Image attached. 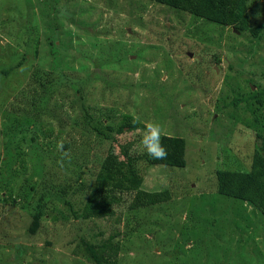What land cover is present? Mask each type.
<instances>
[{"label":"rangeland","instance_id":"rangeland-1","mask_svg":"<svg viewBox=\"0 0 264 264\" xmlns=\"http://www.w3.org/2000/svg\"><path fill=\"white\" fill-rule=\"evenodd\" d=\"M18 7L19 0H0V63L9 62L7 70L14 64L5 35L14 34ZM53 7L60 41L67 34L72 41L75 68L63 73L74 85L58 86L46 110L31 107L40 90L20 78L22 70L0 78V264H94L83 244L116 234L113 242L121 244L126 229L142 233L136 230L128 259L120 254L117 264H264V216L218 194L214 174L247 170L253 130L264 133V0L250 6L249 23L262 28L256 38L154 0H58ZM26 55L32 67L51 62L46 53ZM34 109L36 129L26 118ZM128 116L143 128L107 139L95 132ZM149 121L163 126L162 135L185 140L184 168L136 164L146 193L167 194L145 207L123 195L112 217L75 220L55 191L68 188L80 210L109 152L146 153ZM42 192L44 217L30 235Z\"/></svg>","mask_w":264,"mask_h":264},{"label":"trees","instance_id":"trees-1","mask_svg":"<svg viewBox=\"0 0 264 264\" xmlns=\"http://www.w3.org/2000/svg\"><path fill=\"white\" fill-rule=\"evenodd\" d=\"M154 1L176 12L181 11L191 14L193 17L209 24L234 28L240 32L246 31L253 38L258 37L262 30L260 25L251 26L249 23V17H251L252 13L250 9L252 0ZM57 3L58 0H19L16 22L14 20V34H11L12 30L10 31L9 29L5 35L10 40L5 48L9 52L8 58L14 64L11 70H22L23 75L20 78H29L30 83H35V87L40 90L39 99L38 96L37 98L35 97L31 102V107L40 104L41 109L46 110H48L47 105L54 101L52 93L54 94L57 91L58 86L69 85L71 87L74 85L73 79L63 73L65 69L73 71L75 67L74 65L70 66V64H74L76 57L71 53L73 45L69 35L67 34L66 41H60L62 27L53 7ZM15 32L17 33L15 34ZM28 51H31L35 58L46 53L44 57L50 59L51 62L45 65L46 68L39 63L32 67L29 62L30 59L26 55ZM2 52L4 53L5 49ZM68 65L69 68L67 67ZM9 67V62L0 63L1 79L5 78L7 80L11 71L7 70ZM27 70L30 71L28 76ZM18 84L20 85V80ZM80 93V87L77 86L74 90V96L76 97V94ZM82 110L87 121L89 117L86 112V106ZM33 112L35 113L34 115L26 114V118L36 129L40 115L36 113L35 109ZM90 119L92 118L90 117ZM126 119L124 123L116 126L103 125L104 128L100 129L95 127V132L98 136H103L107 139L113 134H122L125 128L131 131L143 128L142 125L130 123L129 116ZM100 123L102 124L101 121ZM254 125L256 126V121ZM25 131L29 132L31 141L35 142L36 134L34 130L30 129L28 125ZM253 133L256 145L249 161V168L247 170L237 168H230L234 170H217L214 173L215 182L218 194L247 203L264 216V133L256 128ZM161 140L168 151V156L164 160H154L147 152L133 156L128 153L125 147L121 148L119 158L112 156L109 152L102 160L100 169L94 176L93 184L89 187L90 191L89 196L86 198L87 201L80 210L74 211L68 188L64 187V189L55 191L54 199L71 211L72 217L77 221L79 219L92 220L112 217L115 208L122 204L123 195L129 196L133 194L134 197L131 204L136 207H145L158 203L160 195H166L167 192L164 191L163 194L160 192L158 196L154 193H146L143 189V178L138 174L136 168L137 162L144 161L149 167L184 168L186 166L185 140L178 136L169 135H162ZM80 187V190H84L86 186L80 185ZM80 190L78 188L76 192ZM45 196V193L42 192L38 207L31 213V223L28 227L30 235L36 234L41 226V218L44 217L43 209L45 206L43 199ZM130 209L133 210L135 208L130 207ZM135 211L137 210L135 209ZM136 230L126 229L122 236L120 235L122 237L121 244L117 240L113 242L119 234L109 237L100 243H84L85 258L94 264H117L115 260L121 254V259L127 260L131 246L129 245L130 238L133 240L139 238L134 236ZM137 231L140 234L142 233V230ZM126 242L128 245H126Z\"/></svg>","mask_w":264,"mask_h":264},{"label":"clouds","instance_id":"clouds-1","mask_svg":"<svg viewBox=\"0 0 264 264\" xmlns=\"http://www.w3.org/2000/svg\"><path fill=\"white\" fill-rule=\"evenodd\" d=\"M163 126L156 122H146L141 143L147 154L154 160H164L168 156V151L163 145L161 137Z\"/></svg>","mask_w":264,"mask_h":264}]
</instances>
